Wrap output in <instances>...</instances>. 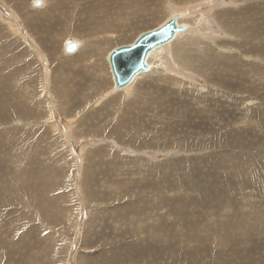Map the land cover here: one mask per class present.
<instances>
[{
	"label": "rangeland",
	"instance_id": "374dc122",
	"mask_svg": "<svg viewBox=\"0 0 264 264\" xmlns=\"http://www.w3.org/2000/svg\"><path fill=\"white\" fill-rule=\"evenodd\" d=\"M77 1L0 0V264H264V0ZM176 13L115 90L109 51Z\"/></svg>",
	"mask_w": 264,
	"mask_h": 264
},
{
	"label": "water",
	"instance_id": "95a60500",
	"mask_svg": "<svg viewBox=\"0 0 264 264\" xmlns=\"http://www.w3.org/2000/svg\"><path fill=\"white\" fill-rule=\"evenodd\" d=\"M0 7L4 12L12 17V14L8 12L2 5ZM13 18V17H12ZM178 15H173L161 26L146 31L140 34L133 43L120 45L113 49L109 54V64L113 75V81L115 87L119 88L127 85L133 79V77L141 71H147L150 65L147 62L150 51L156 46L164 44L172 40L176 33L185 29L184 24H177ZM15 22L16 18L13 19ZM17 23V22H16ZM19 27V23H17ZM24 43L26 46L38 57L45 67L46 74L48 71V64L42 54L28 42L26 30L23 29ZM67 51H74L76 49V43H70L66 47ZM46 92L48 90V80L46 79ZM68 140L71 139L69 138ZM72 143V142H71ZM86 212H83V218L85 219ZM78 230V229H77ZM72 251L75 248V242L72 243ZM70 261V260H69Z\"/></svg>",
	"mask_w": 264,
	"mask_h": 264
},
{
	"label": "bare ground",
	"instance_id": "6f19581e",
	"mask_svg": "<svg viewBox=\"0 0 264 264\" xmlns=\"http://www.w3.org/2000/svg\"><path fill=\"white\" fill-rule=\"evenodd\" d=\"M74 1H76V2H78L77 0H74ZM99 1V4H100V1L101 0H98ZM107 2H108V0H107ZM114 2V1H113ZM126 3H127V5H126V7L128 8V10H122V9H117L116 10V12H113V13H115V14H118V15H125V16H128V15H130V9H133V8H135V6H134V4H135V2H134V4L133 3H131V0H126L125 1ZM73 3V2H72ZM84 3H86V4H83L84 5V8H85V12L87 13L88 12V14H87V16H89V17H87V19H89L90 20V22H89V25L88 26H90V25H92V24H101L102 23V25H104V24H106L105 23V21L102 19V17H100V16H98V14H100V12H101V7L99 6V4H98V6H97V8L95 9L96 11L95 12H93V10H92V7L89 5V3H88V1L87 0H84ZM105 3V2H104ZM145 4H146V1L144 2ZM147 3H148V1H147ZM75 4V3H74ZM73 4V5H74ZM82 4V3H81ZM145 4H143V5H140V6H138V5H136V11H144V8H145V6L147 5H145ZM39 4L37 3L36 4V6H38ZM71 5V4H70ZM76 5V4H75ZM101 5V4H100ZM108 6H110V5H107L106 6V8L105 9H107V10H110L109 9V7ZM112 6H114V5H111V7ZM130 6H133V8L132 7H130ZM71 7H72V5H71ZM115 7V6H114ZM120 8V7H119ZM6 9V8H5ZM7 10V9H6ZM73 10V11H72ZM75 10H78V8L77 9H69V11H70V13H72V12H74ZM148 10H149V8H148ZM261 10H263L261 7H259V6H247V7H244V8H242V10H239V11H237V12H224V13H222L221 14V19L219 18V17H217L216 16V23L221 27V26H223L225 29H227V30H231L232 29V31H234V30H236V29H243V30H245V29H251V27L250 26H252V24H254L253 22V18L255 19V20H257L258 19V14H260L261 13ZM52 11V10H51ZM84 11V10H83ZM103 11V10H102ZM246 11H248V13H246ZM9 12V11H8ZM46 12V11H45ZM76 12V11H75ZM10 13V12H9ZM69 13V14H70ZM111 13V12H110ZM177 13H179V12H177ZM177 13H176V15H177ZM244 13H246V14H248V15H246L247 17H245L244 19L242 18V14H244ZM10 14H12V13H10ZM238 14H240V16L239 17H237V15ZM229 15H233L234 17H235V19L236 20H234L233 18H231V17H229ZM262 15V14H261ZM11 17V16H10ZM12 17L13 18H15L16 16L14 15V14H12ZM11 17V18H12ZM67 17H68V15H67ZM72 17V16H71ZM182 17H183V15L182 14H179L178 15V18H177V20H180V19H182ZM229 17V18H228ZM249 17H250V20H251V23L249 24V23H246V21L249 19ZM12 18V19H13ZM69 18V17H68ZM106 18V17H105ZM128 18V17H127ZM126 18V19H127ZM170 18V17H169ZM169 18H167L165 21H163L164 23L169 19ZM261 19L263 18V16H261L260 17ZM78 19V18H77ZM228 19V20H227ZM79 20V19H78ZM66 21L68 22L69 20L68 19H66ZM76 21V20H75ZM72 22V21H71ZM69 23H70V21H69ZM72 23H74V22H72ZM127 23H129V21H127L126 20V22H125V26H127L126 24ZM163 23V24H164ZM177 24H179V22L177 21ZM183 24V23H182ZM246 24V25H245ZM161 25V24H160ZM260 24H254V26L253 27H257V26H259ZM119 26H122V25H119ZM188 26V25H187ZM187 26H185V29L187 28ZM73 27V26H72ZM85 27H87V26H85ZM159 27V26H158ZM252 27V28H253ZM71 28V27H70ZM73 28H76L75 26L73 27ZM157 28V27H156ZM152 29H154V28H152ZM184 29V30H185ZM151 30V29H150ZM127 32H128V34H129V31H131V30H129V28L127 27V30H126ZM146 31H149V30H146ZM146 31H143V32H141L140 34H142V33H144V32H146ZM181 31H183V30H181ZM180 31V32H181ZM186 31H189V29H187ZM140 34H138V36L140 35ZM237 35H239V33H236ZM176 35H178V33H176ZM176 35H175V37L174 38H176ZM186 36H183L179 41L176 39L175 41H174V43L176 42V41H178V42H176L177 44H176V46L177 45H179L181 42H183L187 37H188V34L186 33L185 34ZM137 36V37H138ZM240 36V35H239ZM27 37H28V35H27ZM136 37V38H137ZM135 38V39H136ZM173 38V39H174ZM184 38V39H183ZM134 39V40H135ZM133 40V41H134ZM133 41L131 42V43H133ZM171 41V40H170ZM170 41H168V42H166V43H164V44H161V45H158V47L156 46L152 51H150V53H149V55L151 54V55H154V53H157L159 50H161L163 47H168V46H170V45H172L173 44V41L170 43ZM120 42V41H119ZM118 42V43H119ZM70 43H75V42H70ZM70 43H68V44H70ZM67 44V43H66ZM67 44V45H68ZM130 44V43H129ZM168 44V45H167ZM67 45H66V47H67ZM120 46V45H119ZM119 46H117V47H119ZM162 46V47H161ZM175 46V45H174ZM65 47V48H66ZM78 47V45H77V43H76V48ZM117 47H114V48H112L110 51H109V53H108V55H107V60H108V64H109V54H110V52L113 50V49H115V48H117ZM158 48V49H157ZM164 49V48H163ZM182 50V49H181ZM67 51V50H66ZM68 52V51H67ZM71 52H73V51H71ZM184 64H190V66H193V61H190V62H184ZM109 68H110V64H109ZM110 71H111V69H110ZM148 71V70H147ZM142 72H145V71H141V72H139L138 73V75H140V74H142ZM111 74H112V72H111ZM137 75V74H136ZM135 75V77H133V79H134V81L138 78L137 76ZM112 79H113V75H112ZM134 81H133V83H134ZM113 84H114V81H113ZM130 83H128L127 85H125V86H122V87H119V88H117V87H115V85H114V89L115 90H120V89H122V88H126L128 85H129ZM132 86V85H131ZM129 87V86H128ZM124 90V89H123ZM48 98V97H47ZM63 133L65 134V136H66V138H67V140L69 139V136H68V134H67V131H66V129L64 128L63 129ZM69 141V140H68ZM73 148V147H72ZM72 151H73V153H74V155H76L77 156V154H76V152L72 149ZM258 231H259V229H258Z\"/></svg>",
	"mask_w": 264,
	"mask_h": 264
}]
</instances>
